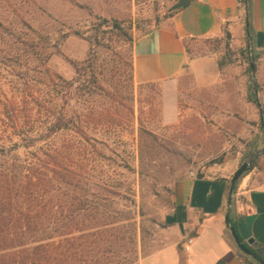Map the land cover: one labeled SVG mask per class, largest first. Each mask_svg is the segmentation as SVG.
<instances>
[{"label": "rangeland", "instance_id": "rangeland-1", "mask_svg": "<svg viewBox=\"0 0 264 264\" xmlns=\"http://www.w3.org/2000/svg\"><path fill=\"white\" fill-rule=\"evenodd\" d=\"M176 1L0 0V144L7 153L0 165L18 171L23 161L46 163L35 170L47 172L57 168L53 156L68 158L74 187L54 182L46 190L68 204L82 201L95 221L120 220L122 234L136 223L138 260L157 247L178 180L230 178L245 161L252 168L264 158V144L246 157L250 142L264 139V87L257 82L256 93L244 39L225 32L189 42L175 125L163 122L158 88L131 79L134 39L164 23ZM203 56L216 61L219 74L207 86L191 66ZM250 57L251 64L252 49ZM12 108L18 125L6 114Z\"/></svg>", "mask_w": 264, "mask_h": 264}, {"label": "crops", "instance_id": "crops-1", "mask_svg": "<svg viewBox=\"0 0 264 264\" xmlns=\"http://www.w3.org/2000/svg\"><path fill=\"white\" fill-rule=\"evenodd\" d=\"M249 6L246 15L239 0H195L134 39L133 81L161 87L164 124L179 122V79L188 62L187 42L226 31L242 41L247 32L258 54L255 77L264 87V0H249ZM191 66L199 85L218 80L217 63L211 56L195 58ZM228 179L223 174L178 180L172 206L160 219L164 231L154 240L157 247L141 252L137 264H259L238 248L226 224ZM232 219L243 239H253L252 246L264 255V158L241 177Z\"/></svg>", "mask_w": 264, "mask_h": 264}, {"label": "trees", "instance_id": "trees-1", "mask_svg": "<svg viewBox=\"0 0 264 264\" xmlns=\"http://www.w3.org/2000/svg\"><path fill=\"white\" fill-rule=\"evenodd\" d=\"M239 2L245 8L247 15L250 7L249 0H239ZM178 11L170 10L166 15L165 22ZM246 15L244 18L245 28L247 24ZM226 34L232 36L229 31H226ZM130 39L133 41L132 36ZM244 40L246 43L244 53L248 59V70L252 74L250 50L252 49L254 52L255 68L258 54L254 46L251 45L247 32ZM187 53L189 54L188 42ZM130 68L131 79L133 80L132 62ZM78 80H80V77H76L71 82V85H74ZM251 81L250 89L253 93L252 75ZM83 82L87 83L88 80L84 79ZM146 85L157 87L159 96H161V87L158 84L149 83ZM260 87L258 82L259 91ZM89 93L90 90L84 92L85 95ZM252 99L255 103L258 102L254 93L252 94ZM148 100L150 101V98ZM131 112L134 113V108H131ZM152 112L154 113V111ZM6 114L13 124H20L21 117L17 108L8 110ZM139 122L143 127L144 119L142 116L139 118ZM260 129L264 133L262 124ZM80 132L85 134L81 129ZM263 144L264 139L261 141L260 135L255 137L249 144L250 150L246 157L259 152ZM6 156V148L0 144V157ZM66 159L63 158V161H61L58 155L53 156V162L57 168L47 172L35 170L37 165H41L42 168L47 167L46 163H33V165L28 164V161H23L21 162L22 168L18 171L13 166L0 165V264L135 263L138 260V228L136 223L131 224L133 229L129 235L122 234L121 227H116L120 220L116 218L108 219L101 215L100 219L95 221V218H91L85 212V205L81 203L82 201L78 203L74 198H71L72 201L68 204V198L46 190V188L50 189L54 182L65 186L66 189L74 187L72 180L76 174L65 165ZM257 163L258 161L255 160L252 168ZM204 176L199 174L197 177L202 178ZM231 178L228 179L229 189ZM240 180L232 197L230 221L235 227L240 240L264 260V255L243 239L232 219V209L236 202ZM66 209L68 212L67 216L63 217L62 215ZM126 246L128 247L127 250H125ZM241 254L243 253L241 252ZM181 264L186 263L182 261Z\"/></svg>", "mask_w": 264, "mask_h": 264}, {"label": "water", "instance_id": "water-1", "mask_svg": "<svg viewBox=\"0 0 264 264\" xmlns=\"http://www.w3.org/2000/svg\"><path fill=\"white\" fill-rule=\"evenodd\" d=\"M192 0H177L176 3H174L171 7L170 10H179V9H182V8H185L187 6H189L191 4ZM248 26H249V23H248ZM250 37V35H249ZM254 57L252 58V63H251V67H252V70H253V73L255 74V61H254ZM254 88H255V91L256 93L257 92V81H256V78H255V81H254ZM262 119H263V122H264V115H262ZM251 169V163L250 161H245L235 172L234 174L232 175V178H231V182H230V189H229V195H228V209H227V213H226V217H225V220H226V224L228 226V228L230 229L231 233H232V236L235 240V243L237 244L238 248L245 254V255H248L250 257H252L255 261H257L259 264H264V260L261 259L260 257H258L249 247H247L239 238L238 234H237V231L235 229V227L231 224V221H230V211H231V205H232V197H233V193H234V190L237 186V183L238 181L240 180V178L243 176V174L245 172H247L248 170ZM254 242L253 239H248L247 243L249 245H252Z\"/></svg>", "mask_w": 264, "mask_h": 264}, {"label": "built area", "instance_id": "built-area-1", "mask_svg": "<svg viewBox=\"0 0 264 264\" xmlns=\"http://www.w3.org/2000/svg\"><path fill=\"white\" fill-rule=\"evenodd\" d=\"M191 242H192V239L189 240V243H191ZM185 249H188V246H186Z\"/></svg>", "mask_w": 264, "mask_h": 264}]
</instances>
